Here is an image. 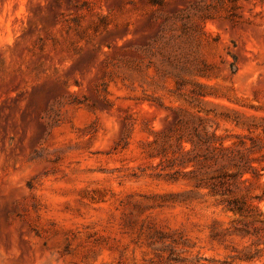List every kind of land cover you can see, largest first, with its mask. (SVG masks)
<instances>
[{"label":"rangeland","instance_id":"rangeland-1","mask_svg":"<svg viewBox=\"0 0 264 264\" xmlns=\"http://www.w3.org/2000/svg\"><path fill=\"white\" fill-rule=\"evenodd\" d=\"M212 133L264 144V0H0V264H264Z\"/></svg>","mask_w":264,"mask_h":264},{"label":"trees","instance_id":"trees-1","mask_svg":"<svg viewBox=\"0 0 264 264\" xmlns=\"http://www.w3.org/2000/svg\"><path fill=\"white\" fill-rule=\"evenodd\" d=\"M249 140V147L243 141L225 146L224 139L212 133L205 138H197L196 142L192 139L186 141L192 147L182 155H189L190 151H194L198 145L204 146L205 154L201 157L198 165L201 166V169L208 170L203 174L206 177L204 184L210 193L222 197V204L230 212L243 219L253 218V221L264 225L260 210L249 203L247 195L238 196L232 189L236 183L250 184L252 180L258 182L263 175L261 172L264 171V168H256L253 164L257 163L259 159H264V154L260 155V158L253 155L261 154L264 144L253 138H249ZM179 149H183L181 141ZM246 175L249 177H245ZM245 224L244 227H246ZM254 233H257V229Z\"/></svg>","mask_w":264,"mask_h":264}]
</instances>
